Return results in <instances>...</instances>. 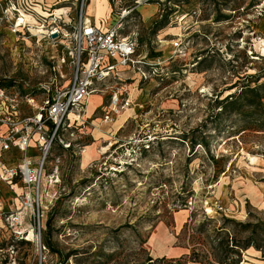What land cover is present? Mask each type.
Wrapping results in <instances>:
<instances>
[{
  "label": "rangeland",
  "instance_id": "rangeland-1",
  "mask_svg": "<svg viewBox=\"0 0 264 264\" xmlns=\"http://www.w3.org/2000/svg\"><path fill=\"white\" fill-rule=\"evenodd\" d=\"M80 4L0 0L1 86L38 103L37 87L66 84L68 66L57 60L74 46ZM117 4L134 7L122 34L159 64L108 78L80 122L58 131L39 228L36 209L19 210L0 185V264H264V0ZM114 9L112 0L83 6L103 29ZM113 93L129 106L112 114Z\"/></svg>",
  "mask_w": 264,
  "mask_h": 264
},
{
  "label": "built area",
  "instance_id": "built-area-1",
  "mask_svg": "<svg viewBox=\"0 0 264 264\" xmlns=\"http://www.w3.org/2000/svg\"><path fill=\"white\" fill-rule=\"evenodd\" d=\"M86 1L81 0L77 23L72 25L74 46L66 45L58 55L57 66H68L70 73L63 87L55 90L37 87L43 98L36 103L34 95L0 85V185L16 196L19 210L36 209L34 223L38 228L40 197L52 189H46L43 183L46 156L58 137V131L80 122L89 96L100 92L99 85L108 78L120 80L124 73L145 76L159 64L155 57L145 60L146 57L138 55L139 43L135 35L122 34L123 22L130 18L128 14L134 7L125 8L117 4L118 0H112L116 20L111 27L103 29L85 24L83 6ZM134 3L140 4V0H134ZM50 34L56 36L60 32L54 28ZM151 64H155L154 67ZM120 105L129 106V101L121 102L118 94L113 93L111 113ZM32 106L35 110L26 113V108ZM71 113L74 117L70 116ZM111 120L109 113L104 115L103 122ZM69 146V143L64 144L65 148ZM33 149L37 155L31 153ZM18 184L20 192L15 190ZM19 218L12 219L18 223Z\"/></svg>",
  "mask_w": 264,
  "mask_h": 264
},
{
  "label": "crops",
  "instance_id": "crops-1",
  "mask_svg": "<svg viewBox=\"0 0 264 264\" xmlns=\"http://www.w3.org/2000/svg\"><path fill=\"white\" fill-rule=\"evenodd\" d=\"M104 6H103V9H104V12L105 13H108V12H110V10H111V8L109 7L108 8V4L107 3H102ZM155 7L153 6V7H149V9H147V8H145L144 9V11L146 12V13H144L145 15H149L150 13H152L153 12V10H155L154 9ZM98 13V12H97ZM97 16H98V14H93V15H89V18L91 19V21L93 22L95 19H97ZM126 74V73H125ZM127 109V108H126ZM103 133L100 129H95V132H94V136L96 137L99 133ZM100 133V134H101ZM94 153V152H93ZM93 153H91L90 155H89V157L87 158V160L85 161L86 162V164H88L89 162H91L94 158H95V155L93 154Z\"/></svg>",
  "mask_w": 264,
  "mask_h": 264
},
{
  "label": "trees",
  "instance_id": "trees-1",
  "mask_svg": "<svg viewBox=\"0 0 264 264\" xmlns=\"http://www.w3.org/2000/svg\"><path fill=\"white\" fill-rule=\"evenodd\" d=\"M251 90H254V89H251ZM229 99H227L226 101V104H228V103H231V101H228ZM232 100V99H231ZM226 104L224 105V107H223V109L225 110V108H226ZM57 142V141H56ZM4 188L6 189V191H8L9 193H11V191L7 188V187H5L4 186ZM54 191V188L52 187V189H51V192H53ZM247 246H249V245H245V247H247ZM220 263H222V264H229V263H227L224 259H221V261H220Z\"/></svg>",
  "mask_w": 264,
  "mask_h": 264
},
{
  "label": "bare ground",
  "instance_id": "bare-ground-1",
  "mask_svg": "<svg viewBox=\"0 0 264 264\" xmlns=\"http://www.w3.org/2000/svg\"><path fill=\"white\" fill-rule=\"evenodd\" d=\"M92 7H93V6H92ZM21 21H24V19H20V22H21ZM85 22H86V24H88V23H92L91 19H90L89 16H87V15L85 16ZM21 24H22V22H21ZM41 32H43V31H41ZM127 108H128V107H127ZM70 116H71V117H74L73 113H71ZM104 150H105V148H104Z\"/></svg>",
  "mask_w": 264,
  "mask_h": 264
},
{
  "label": "water",
  "instance_id": "water-1",
  "mask_svg": "<svg viewBox=\"0 0 264 264\" xmlns=\"http://www.w3.org/2000/svg\"><path fill=\"white\" fill-rule=\"evenodd\" d=\"M55 36V35H54Z\"/></svg>",
  "mask_w": 264,
  "mask_h": 264
}]
</instances>
